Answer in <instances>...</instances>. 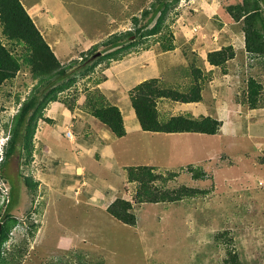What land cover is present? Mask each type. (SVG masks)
Masks as SVG:
<instances>
[{"label": "rangeland", "instance_id": "1", "mask_svg": "<svg viewBox=\"0 0 264 264\" xmlns=\"http://www.w3.org/2000/svg\"><path fill=\"white\" fill-rule=\"evenodd\" d=\"M242 1L21 0L26 9L35 4L42 9L44 25L33 21L74 76L46 106L28 150L22 143L13 154L9 148L15 117L38 80L24 69L0 87V230L9 227L0 264H227L234 257L237 264H264V56L248 57L242 65L236 50L235 58L223 67L206 66L217 35L218 45L227 47L231 32L239 29L245 43L243 22L234 21L227 10ZM1 31V41L12 48ZM13 51L22 55L26 48ZM195 69L206 75L207 88L208 75L222 78L220 97L231 114L221 115L224 125L221 122L218 135L149 137L137 132L119 140L113 134L112 148L121 169L111 170L97 159L93 153L99 145L93 141L104 134L102 123L83 108L88 93L98 90L129 123L137 86L158 79L164 89L185 90ZM250 77L263 85L257 109L248 108ZM233 80L235 95L228 88ZM73 99L76 104L69 109L64 102ZM156 105L161 120L195 111L168 99H158ZM201 107L197 106L200 115ZM134 119L139 124L136 115ZM166 151L168 158L157 155ZM148 158L170 162L167 169L155 165L161 178L149 183L152 191L161 194L186 186L207 192L174 203L139 202L140 186L129 184L127 174ZM194 162L198 172L206 174L203 179H194L189 171L188 164ZM72 164L84 168L85 175L75 178ZM46 170L56 178L50 179ZM25 175L46 186H27ZM102 180L118 190L115 196L131 202L136 226L120 222L100 203L88 200V194L97 196L100 189L107 193L99 194L101 198L113 195ZM61 237H68L65 248Z\"/></svg>", "mask_w": 264, "mask_h": 264}, {"label": "trees", "instance_id": "2", "mask_svg": "<svg viewBox=\"0 0 264 264\" xmlns=\"http://www.w3.org/2000/svg\"><path fill=\"white\" fill-rule=\"evenodd\" d=\"M162 6L166 5L163 4ZM162 6L160 5L158 10H161ZM227 10L234 21L243 22L245 49L248 55L251 57L264 56V0H253L252 2L243 0L241 4L228 6ZM0 28L3 37L11 42L13 48H8L0 39V87L6 81L8 82L10 79L17 77L18 73L24 69L30 70L33 80H38V83L34 86L35 90L32 97L24 103L15 117L13 138L9 148V152L13 154L18 145L22 148V143L23 147L28 150L29 140L35 132V125L42 118L46 106L57 99V95L65 89V86L70 85L69 83L72 80L67 84H63V82L74 75L68 72V68L61 65L21 0H0ZM17 46H25L26 51L22 55L15 54L13 50ZM114 46H118V44ZM235 56L236 51L230 45L209 53L208 62L211 66L223 67ZM190 76L191 83L185 90L174 87L164 89L162 85H158V79L146 81L134 89L132 103L143 131L164 134L200 133L215 135L218 133L221 122L212 117L195 118L179 115L165 120L160 119L161 116L156 105L158 99H168L181 104L202 101L204 78L200 69L193 70ZM60 82L61 84L54 88ZM49 88L51 90L47 92ZM262 90L263 85L256 78L250 77L247 90L250 109H257ZM64 103L69 109H73L76 99L71 100L70 103L68 101ZM83 108L92 117L106 125L118 138L126 136L125 121L120 108L107 103L105 97L98 93V90L93 94L88 93ZM198 168L194 165H188L194 179H203L206 174L198 172ZM155 170L154 167L148 166L129 169L128 180L137 182L140 186L136 195L139 202L174 203L207 192L186 186L161 194L154 192L149 187V183L161 178L160 175L155 174ZM1 171L2 166L0 167V173ZM169 176L176 177V174L171 173ZM23 179L27 186L35 184L36 186L33 187L38 188L40 184L39 181L33 183L34 181H31L27 175L23 176ZM107 211L115 219L126 225H137V216L133 212V206L129 201L117 198L108 207ZM15 222L13 221V223ZM8 233L9 227H2V231L0 230V248ZM231 260L232 262H227V264L238 263L235 257Z\"/></svg>", "mask_w": 264, "mask_h": 264}, {"label": "crops", "instance_id": "3", "mask_svg": "<svg viewBox=\"0 0 264 264\" xmlns=\"http://www.w3.org/2000/svg\"><path fill=\"white\" fill-rule=\"evenodd\" d=\"M27 10H28L30 16L33 18L34 21L35 20L36 21L39 20L42 23V25H44L45 22L42 19L44 17V15L41 13V10H42L41 8L38 9L36 7V4H35V5L31 6ZM217 37H218V35H217ZM217 37H216V39H217ZM231 38L232 39L230 40V45H232L234 47L235 51L237 50V57L240 58V60L242 61L241 64L243 65L247 61V58L251 57V56L248 55V53H247V51L245 49V43H244L243 38H242V36H241V34L239 32V29H235V31L231 32ZM216 39H215V41H213L214 42V48H212L210 51H217V50H220L222 48L220 44L218 45ZM220 43H221V41H220ZM206 62H207V57H206ZM207 64L208 65H206V66H209L212 69L216 68L214 66H211L208 62H207ZM18 75H20V73H18ZM208 76H209V78L211 77V80L209 81V83H208L209 86L207 88L206 81H205L206 80V75H202V77L204 78V81H205V82H203L204 86H203V91H202V98H203L202 101L198 102V103H196V102H194V103H183L182 106H184L185 108L186 107H194L195 108V111L193 113H186L185 115H191V116H194L195 118H199L200 116L207 117V116L210 115V117H213V118L216 117L218 120L222 121L223 125H224L223 116H221V115L223 113L231 114V108H229L228 106L226 107V105H227L226 99H222L220 97L222 95V90H221V85L218 84V80H222V78L220 76H218V75H208ZM224 76H226V75H224ZM232 77L235 79V76H232ZM153 78H157V77H153ZM11 84H15V82L12 81ZM228 88L231 90V95L237 94L238 90L235 87V81L234 80L231 81V83L229 84ZM210 89H211V91H210ZM216 91H218V94H216ZM225 94H226V92H225ZM206 95H209L211 97L210 101H207V96ZM197 106H202L201 110L203 112H202L201 115L197 113ZM230 106L232 107L231 104H230ZM244 108H245V106H242L241 110L242 109L244 110ZM238 109H239V106L235 110H238ZM209 111H210V113H209ZM216 112L217 113L221 112V113L215 114ZM82 113L85 114V112H82ZM225 114H224V116H225ZM87 115L90 116L89 113ZM134 115H136V114L132 111V114L130 115L131 117H130V120H129L130 122L129 123L125 119V126L126 127H127L128 124H133V128L132 129L126 128V131H127L126 136H124V137L119 139V138L115 137L113 135V133L102 124L101 134L103 133L104 136L102 135L100 137V135H96V138L93 141L94 145H99L98 148L94 150L93 154L97 157V159L99 161H103L104 164L111 170L112 169H117V170L121 169L120 166H119L118 158L115 155V153L113 151V148H112V146H114L116 144V141H115L114 137L116 139H119V140H127V139L131 138L137 132L138 133L139 132L140 133H146V135H148L149 137H156V136H158L160 134H164V133H153V132H145V131H143L141 126H140V124L137 123V120L135 121ZM80 127L85 128V126L83 124H81ZM179 134L180 135H186V134H193V133H174V134H165V135H179ZM196 134H198L197 136L207 135V134H200V133H196ZM209 136H214V135H209ZM73 138H74V136L72 138H70V139H73ZM95 142H97V143H95ZM47 154L50 155L51 153L48 152ZM157 155H159V156H167V158H168V152L167 151L165 153L164 152L163 153H157ZM191 155H192V153H191ZM192 158H193V156H191L188 160H186L185 163L187 164V162L188 163L191 162L190 159H192ZM184 159H186V158H184ZM161 161H162V159L148 158L146 160V162H144V165H142V166L156 167L155 165H159V166L164 167L165 169H167L169 167V163L170 162H165L164 160H163V162H161ZM77 162H78V159H77ZM194 164H195V162L193 164H188V165H194ZM72 165H73V167H76V176H75V178H78V177L81 178V177H83V175H85L86 170L84 168H82L80 165L79 166L76 165V164H72ZM46 171H47L48 176L50 177V179H51V177L53 179H54V177L56 178L55 174L52 175L49 172V170H46ZM43 172H45V169L43 170ZM39 182H41V184L43 183L41 181V179H39ZM100 182L102 183V185H107L106 188H109L111 191H113L114 192L113 195H110L109 197L107 195H104L103 198H101V196H99V194H107V193L106 192L101 193V189H100L98 191V195L97 196H94V192H93V194L92 193L88 194V200L92 204L100 203L101 206H103L102 210L107 211L108 207L117 199V196H115V194H117L118 190L115 187H113L110 183H107V181H105V180H102ZM42 186H46V184L43 183ZM77 188H78V185H77ZM80 191H81V189H80ZM103 191H105V190H103ZM81 195H83V191L81 192L80 196ZM104 201H105V204H104ZM66 238H68V237H61L62 247H64V248H65L64 242H65V240H68Z\"/></svg>", "mask_w": 264, "mask_h": 264}, {"label": "clouds", "instance_id": "4", "mask_svg": "<svg viewBox=\"0 0 264 264\" xmlns=\"http://www.w3.org/2000/svg\"><path fill=\"white\" fill-rule=\"evenodd\" d=\"M136 114V113H135ZM124 117V116H123ZM213 118V117H212ZM214 119H216V118H214ZM216 120H218V119H216ZM125 121V120H124ZM219 122H222V121H220V120H218ZM140 124V123H139ZM104 125V124H103ZM107 129H109L106 125H104ZM141 126V125H140ZM126 127V126H125ZM110 130V129H109ZM145 132H147V131H145ZM215 135H217V134H215ZM68 137L69 138H72L73 137V133L71 132V130H69L68 131ZM117 137V136H116ZM149 167V166H148ZM155 168V167H154ZM169 173H173V172H169ZM175 174V173H174ZM177 174V173H176ZM127 176H128V174H127ZM127 182L130 184V183H132V182H130L129 180H127ZM126 182V183H127ZM118 198V197H117ZM130 202V201H129ZM131 203V202H130ZM136 215V214H135Z\"/></svg>", "mask_w": 264, "mask_h": 264}]
</instances>
